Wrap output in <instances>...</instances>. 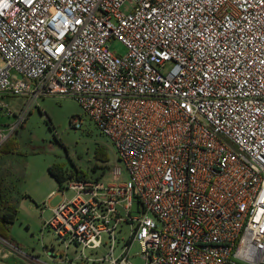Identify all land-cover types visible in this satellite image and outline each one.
<instances>
[{
  "label": "built area",
  "instance_id": "1",
  "mask_svg": "<svg viewBox=\"0 0 264 264\" xmlns=\"http://www.w3.org/2000/svg\"><path fill=\"white\" fill-rule=\"evenodd\" d=\"M52 95L79 102L129 176L71 181L45 223L59 244L84 257L106 237L100 264H134L135 242L145 264H264V0H0V96L23 119Z\"/></svg>",
  "mask_w": 264,
  "mask_h": 264
},
{
  "label": "rangeland",
  "instance_id": "2",
  "mask_svg": "<svg viewBox=\"0 0 264 264\" xmlns=\"http://www.w3.org/2000/svg\"><path fill=\"white\" fill-rule=\"evenodd\" d=\"M110 47L120 55L127 54L126 47L118 40H112ZM24 104L20 97L0 96V147L7 143L8 149L17 147L14 153L0 154L3 190L18 209V219L10 228L9 238L30 256L47 264H100L96 260H103L111 253L109 239L105 237L106 247L94 252L87 249L83 257L77 245L67 249L59 244L53 232L45 228V223L64 197L71 200L77 195L68 189L77 174L108 186L127 182V170L112 141L101 133L74 97L41 98L25 118L20 119ZM74 119H82L80 126L73 125ZM102 155L107 157L106 161ZM51 167L66 173L63 185L50 174ZM116 171L120 172L119 178ZM130 236V227L124 225L115 244V258L122 256L123 239L128 241ZM0 246L9 252L10 258L4 260L5 264L18 256L7 241L0 240ZM129 256L132 263L145 264L143 247L138 242L131 246ZM22 260L24 264H43L34 258ZM0 264H4L2 259Z\"/></svg>",
  "mask_w": 264,
  "mask_h": 264
},
{
  "label": "trees",
  "instance_id": "3",
  "mask_svg": "<svg viewBox=\"0 0 264 264\" xmlns=\"http://www.w3.org/2000/svg\"><path fill=\"white\" fill-rule=\"evenodd\" d=\"M16 150H17L16 146L11 149H8V143H7V145L5 144L0 147V154L3 152L10 154V153H14ZM102 158L105 159L104 161L107 160V157L104 155H102ZM49 172L61 185H63V183L67 179L66 173L58 167L56 168L51 167ZM80 179H85V178H80V177L77 178V180H80ZM61 188L63 190V187ZM17 219H18L17 205L13 201L9 200V198L4 193V190L0 188V238L20 248L19 246L14 244L9 238L10 228L12 227V225L16 223ZM6 262H7L6 264L8 263L9 264H24L23 262L19 261L15 257H12V259H9V261H6Z\"/></svg>",
  "mask_w": 264,
  "mask_h": 264
},
{
  "label": "crops",
  "instance_id": "4",
  "mask_svg": "<svg viewBox=\"0 0 264 264\" xmlns=\"http://www.w3.org/2000/svg\"><path fill=\"white\" fill-rule=\"evenodd\" d=\"M0 158H1V155H0ZM0 168H2V166H0ZM78 177H80V178H85L86 179V176H84V175H77V176H75L74 178H73V180H77V178ZM5 185V183H1V180H0V188L1 189H3V186ZM8 254H9V252L7 253V251L5 250V249H3V248H0V259H2V262H4V264H5V259L6 258H10L9 256H8Z\"/></svg>",
  "mask_w": 264,
  "mask_h": 264
}]
</instances>
